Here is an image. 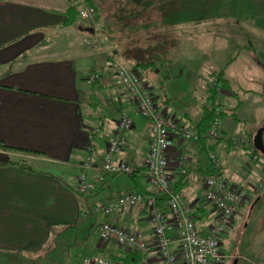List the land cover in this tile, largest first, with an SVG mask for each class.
<instances>
[{
	"label": "crops",
	"instance_id": "crops-1",
	"mask_svg": "<svg viewBox=\"0 0 264 264\" xmlns=\"http://www.w3.org/2000/svg\"><path fill=\"white\" fill-rule=\"evenodd\" d=\"M70 6L69 0H0V263H3L2 256L6 254L37 253L41 256V253H45L47 258L48 253L55 248L58 231L69 224H76L82 214L84 217L87 213L82 212V209L90 211L88 199H84L85 194L97 195L101 202L99 204H105L127 191L156 195V189L141 175L110 174L96 168L88 170L89 179L104 175V182L84 193L82 200L75 194L80 171L78 165L87 157H92L96 165H101L106 144L116 128L119 116H130L134 124L126 132V143L115 156L116 162L125 161L142 167L151 134L148 120L140 116L122 84L118 79L114 80V72L108 65L101 63L100 57L95 60L103 66L104 71L100 72L104 73L100 74L97 81L92 83L88 80L90 72H95V67L87 71V76L82 74L85 68L75 60L89 55L81 43L85 37L81 25L87 23L80 20L78 25L67 24L66 11ZM158 13V20H165L167 26L161 27V35L156 36V43L148 39L153 35H147L145 45L142 46L141 41L138 50L135 43H130L131 60L126 65L140 71L150 90L158 96L163 109L174 115L185 127L202 134L199 140L193 142L173 132L167 156L173 189L183 195L187 204L198 207L197 225L201 232H206L215 217L213 207L204 201L203 178L214 171L209 154L221 148L227 153L240 150L232 146V136L229 135L225 140L223 124L217 138H205L204 132L208 126L202 119L203 103L210 92V81L215 72L226 69L234 60L229 59L223 66L217 65L215 61H207L213 64L206 63L209 80L200 85L195 83L197 78L193 77L188 86L193 95L200 91V101L195 103L192 111L190 105L183 112L174 111L171 107L172 89L164 87L166 84L160 78V67L157 65L153 70L138 71L131 66L135 58L141 56L147 59L154 53L159 54L165 62L167 60V64L172 61L167 56L174 47L171 48L172 43L167 42V38L175 33L173 27L171 29L173 25L164 19L161 10L158 9ZM192 26H179L176 32H179V37L192 38L197 44L200 42L206 46L204 34L201 35V30L196 28L198 26ZM59 41H67V46L60 48ZM64 48L72 51L67 53ZM154 48L160 51L154 52ZM204 49L209 58L210 48ZM225 69L223 101L233 91L225 76ZM157 79L163 83L161 91L154 89ZM97 86L108 87L117 103H120V98H126L125 111L118 117L106 116L102 110L105 101L96 91ZM119 88L121 95L115 92ZM183 91L187 90L180 89L181 93ZM244 153L237 160L239 173L232 169L234 159L225 156L221 160L220 173L229 186L249 188L264 174V161H255L248 174L243 176V168L249 161V154L246 150ZM183 156H188L187 162L182 160ZM20 161L24 166L18 164ZM183 169L185 172H182ZM57 170L75 172V183L69 184L53 173ZM259 196V193H251L239 209L238 216H242L243 209L254 199L255 203L262 201ZM156 203L160 210L167 211L165 197L157 196ZM97 215L101 216L97 223L107 221L147 240L152 238L145 202L116 209L109 215ZM167 233L174 236L175 230L168 229ZM95 236L85 253L75 261L76 264H83L82 260L86 257L108 255L114 258L124 253L120 246L103 242L97 228Z\"/></svg>",
	"mask_w": 264,
	"mask_h": 264
},
{
	"label": "rangeland",
	"instance_id": "rangeland-1",
	"mask_svg": "<svg viewBox=\"0 0 264 264\" xmlns=\"http://www.w3.org/2000/svg\"><path fill=\"white\" fill-rule=\"evenodd\" d=\"M151 1L153 0H149V3ZM157 1V3L154 2L155 5L148 6L149 8L141 19L158 21L159 9L163 12L164 19L169 20L173 25L171 29L173 27L175 35L172 34V37L167 38V42L172 43L171 48L174 47L167 56L172 61L167 64V60L166 62L162 60L164 61L163 65L160 62L157 64L161 70L160 78L164 79L163 83L166 84L164 87L168 86V89H172V109L176 112H183L186 106L190 105L192 111L195 103L200 101L201 96H198L200 91L193 95L188 86L193 77L197 78L195 83L200 85L201 82L209 80V68L206 63L213 64L207 61H215L217 65L223 66L233 58L234 61L225 69V76L229 79L233 91L231 95L225 96L223 101L224 114L221 118L225 129L223 136L226 140L229 135H246L248 133L250 135L246 136L253 140L257 130L264 126V0ZM185 25L198 26L196 28L201 30V35L204 34L203 37L207 40L206 46L200 42L197 44L192 38L179 37V32L176 30L179 26ZM166 26L167 23L164 20L162 27ZM84 35L81 43L87 48L84 49L89 55L78 57L75 61L85 68L82 71L83 75H88L87 71L92 70V67H95L97 72L102 75L104 72L100 71H104V68L98 65L95 59L110 53L103 46L100 37H97L98 43H96L90 42L91 35ZM148 39L154 40L156 43L157 37L150 36ZM150 41L147 43L149 44ZM66 42L59 41L58 46L60 48L67 46ZM142 42V46L145 45V36ZM135 46L138 50L141 44L135 43ZM206 47L210 48L209 58L204 53ZM65 51L70 53L72 50L66 48ZM214 67L216 68V66ZM114 80L117 81L116 78ZM163 83L157 79L154 89L161 91ZM95 89L105 101L102 110L106 116L118 117L121 112L125 111L126 98L119 97L120 103H117L115 95L108 87L97 86ZM180 89L187 91L181 93ZM120 91V88L115 90L121 95ZM262 138L264 142V132ZM234 149L240 151L231 150L230 153H227L225 149L221 148L215 153L220 154L218 155L219 159L221 158L220 161H223L225 156L234 159L232 169L239 173L237 160L240 155H245V148L239 146ZM259 156L258 161L263 162L264 155L259 153ZM53 173L69 184L75 183V172L57 170ZM259 194L262 201L255 203L254 199L246 205L242 216L237 214L234 223L220 238L219 250L227 254L221 264H264V189ZM84 196V199H88L90 211L84 217L82 214L76 224H69L58 231L55 248L48 253L47 258L45 253H41V256H38L37 253L6 254L2 256L3 263L0 264H76L75 261L85 253L92 240L96 238L97 221L101 220L100 215L92 212V208L101 203L98 196L89 194Z\"/></svg>",
	"mask_w": 264,
	"mask_h": 264
},
{
	"label": "built area",
	"instance_id": "built-area-1",
	"mask_svg": "<svg viewBox=\"0 0 264 264\" xmlns=\"http://www.w3.org/2000/svg\"><path fill=\"white\" fill-rule=\"evenodd\" d=\"M69 1L77 6L79 17L88 25L96 23L95 9L86 0ZM89 40L98 43L96 35ZM111 66L137 112L148 120L151 134L149 149L142 167L125 161H115V156L125 146L126 132L134 124L130 116H121L106 144L101 165H96L92 157H87L78 165L80 171L76 189L86 193L92 191L97 184L104 182V175L90 180L87 173L89 169L96 168L110 174L141 175L156 189V195L165 196L167 211L159 209L156 195L127 191L105 204L94 206L92 212L96 215H109L116 209L130 208L145 202L152 238L147 240L107 221H101L97 223L101 240L105 243H114L128 251L138 252L140 258L137 264H221L227 254L219 250L220 238L234 223L235 216L249 199V195L257 194L264 189V174L249 188L229 186L226 178L220 173L221 161L218 155L213 151L210 152L209 157L214 171L203 178L204 201L213 207L215 217L207 231L201 232L197 225L198 207L187 204L183 195L172 187L171 176L168 173L167 151L172 144L173 132L193 142L199 140L202 134L185 127L174 115L163 109L159 105L158 96L150 90L148 83L135 69L126 66L115 57L111 59ZM99 77V73L90 72L88 80L94 82ZM203 106L210 113V122L204 136L206 139H215L221 132L223 112V88L217 77H213L210 81V92ZM230 141L233 147L242 146L249 153V161L243 168V176H246L252 164L260 158L255 151L253 140L249 136L239 134L232 136ZM182 160L187 162L188 156H183ZM182 172H185V169ZM171 228L175 230L174 236L167 233ZM83 264H133V262L86 257Z\"/></svg>",
	"mask_w": 264,
	"mask_h": 264
},
{
	"label": "trees",
	"instance_id": "trees-1",
	"mask_svg": "<svg viewBox=\"0 0 264 264\" xmlns=\"http://www.w3.org/2000/svg\"><path fill=\"white\" fill-rule=\"evenodd\" d=\"M86 1L88 2L89 5H91L95 9L96 23L91 25L88 24L81 25V28L83 30L82 32L87 35H91V36L96 35L97 37H100L103 46L110 53L104 55V57H100L101 63L102 64L105 63L106 66L108 65V67L113 72L114 70L111 66V59H113L114 57L125 65L126 63L127 64L130 63L131 60L130 43L132 44L137 43L138 45V43L140 44V42L143 40L144 36L146 37L147 35H153V36L161 35L160 29L162 27V21L160 20L147 21L141 19L145 11H147V9L149 8L148 6H150V4L155 5V3L158 2L157 0H153L151 1V3H149V0H86ZM66 15H67V24L78 25L79 23H81L80 20L82 19L79 17L78 8L75 4H71V6L66 11ZM91 28L93 29L92 31ZM159 51L158 49L157 50L155 49L154 52H159ZM159 62L161 63L162 59L160 58L159 54L154 53L152 56H150L147 59L145 57L142 58L141 56L135 58V61L131 64V66L133 68H136L138 71L139 70L142 71L144 69L153 70L154 67H156ZM224 69L225 68H222L218 72H215L214 74V77H217L219 82H221V85H223ZM94 71L96 72L97 70ZM115 77L116 79H118L116 75ZM203 109H204V113L202 119L204 124L208 126L210 122V113L206 111L204 106ZM223 114H224V109L221 114V117ZM255 151L258 154L260 153L256 148ZM37 153L40 152L37 151ZM18 164L20 166H24V164L21 161L18 162ZM75 192L77 198L79 200H82L84 193L77 191V189ZM82 212L88 213L86 208L82 209ZM122 250H124V253L117 257L113 258L112 256L102 255L103 256L102 258H107L109 260H115L119 258L120 260L131 261L133 262V264L138 263L140 258V254L138 252L128 251L125 248H122Z\"/></svg>",
	"mask_w": 264,
	"mask_h": 264
},
{
	"label": "water",
	"instance_id": "water-1",
	"mask_svg": "<svg viewBox=\"0 0 264 264\" xmlns=\"http://www.w3.org/2000/svg\"><path fill=\"white\" fill-rule=\"evenodd\" d=\"M93 29L91 28V31ZM263 132H264V126L259 128L256 132V134L254 135L253 137V144H254V147L261 153L264 155V142H263V138H262V135H263Z\"/></svg>",
	"mask_w": 264,
	"mask_h": 264
}]
</instances>
